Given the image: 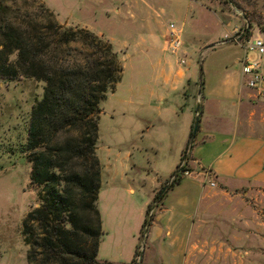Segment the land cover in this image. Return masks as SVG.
<instances>
[{
  "label": "rangeland",
  "instance_id": "rangeland-1",
  "mask_svg": "<svg viewBox=\"0 0 264 264\" xmlns=\"http://www.w3.org/2000/svg\"><path fill=\"white\" fill-rule=\"evenodd\" d=\"M33 1L46 9L61 27L85 29L108 42L122 68L119 83L99 106L95 154L100 167L96 206L101 237L97 259L119 264H162L166 255L160 248L167 244L166 238L161 235L150 241L149 232L155 227L161 230L168 220L167 225L175 224L178 235L183 236L182 252L172 261L175 264H264V194L217 199L207 209L209 203L201 202L198 206L196 191L203 184L202 170L190 163L193 175L182 180L195 186L181 190L178 184L171 186L180 158L177 162L174 152L152 154L142 149L146 141L157 146L163 144L161 129L173 131L177 126L168 130L156 123L146 133L145 123L128 113L125 105L119 106V110L115 106L127 97L128 88H137L142 83L143 77L137 78L136 71L139 64L146 62L144 56L149 55L152 41L159 40L163 52L172 57L173 65L185 68L189 78L187 102L189 107L193 104L191 112L196 106L200 108L197 95L204 101L213 94L212 97L220 96L218 100L231 123L244 121V116L235 117L237 100L219 94L228 87L240 86L242 50L233 42L218 43L231 38L235 30H245L242 39H263L264 0ZM170 24L179 33L180 46L175 53L167 48ZM14 58L13 54L9 60ZM42 88L41 82L32 79H0V264H27L22 221L38 201L37 190L29 184L30 165L24 146L29 114L40 100ZM170 101L177 102L178 95H173ZM243 127L239 129L244 130ZM200 140L201 135L196 134L191 158H200L192 155ZM126 152L131 156L126 157ZM187 160L185 168L189 171ZM117 174L125 177L119 178ZM156 179L161 183L153 196L157 197L164 187L165 190L161 194L164 197L153 202L154 197L151 201L148 197ZM126 186L133 187L134 194H128ZM236 192L243 191L231 195ZM180 196H188L196 203L181 209L175 205ZM147 200L150 209L144 236L141 224L148 206L142 204ZM161 203L168 212L160 213ZM184 214L188 217L184 218ZM133 237L134 249L130 245ZM140 251L142 256L137 263Z\"/></svg>",
  "mask_w": 264,
  "mask_h": 264
},
{
  "label": "trees",
  "instance_id": "trees-1",
  "mask_svg": "<svg viewBox=\"0 0 264 264\" xmlns=\"http://www.w3.org/2000/svg\"><path fill=\"white\" fill-rule=\"evenodd\" d=\"M121 74L108 42L85 29L61 27L33 0H0V79L43 84L24 146L38 201L22 221L27 264H112L97 259L100 167L95 150L100 103ZM191 144L188 140L180 161ZM184 171L176 167L171 186L180 183Z\"/></svg>",
  "mask_w": 264,
  "mask_h": 264
},
{
  "label": "crops",
  "instance_id": "crops-1",
  "mask_svg": "<svg viewBox=\"0 0 264 264\" xmlns=\"http://www.w3.org/2000/svg\"><path fill=\"white\" fill-rule=\"evenodd\" d=\"M149 52L148 56H144L146 62L143 61L139 64L140 68L136 71L137 78L141 79L143 77V80H140L142 83L137 88H128L127 97L115 106L119 110V106L125 105L126 110L129 111L128 113L137 117L140 122L145 123L146 133L151 132L154 129L153 125L156 123H159L161 128L162 126L167 127L168 130L173 129V126L176 125L177 127L173 131H164L160 128L162 133L160 138H162L161 143L163 144L157 146L151 141H146L142 149L152 154L174 152L178 162L188 143L195 117V111L191 112L193 104L191 103L189 107L187 102L189 96L186 88L188 87L189 78L184 67L179 64L178 66L173 65L172 57L163 52V45L159 40L152 41ZM242 56L243 52L241 58ZM176 94L178 95V101L171 102V97ZM219 94L237 100L235 117L244 116L243 119L245 120L238 119L237 122L231 123L229 114L223 110L224 108L218 100V97H220L218 95L212 97L213 94H211V98L204 101L198 95L196 97V103L200 105L196 134L201 135V140L199 147L194 149L192 155L200 158L190 157V151L194 145L193 139L187 152V163L188 166L190 163L196 164L202 170L200 175L203 177V184L199 185V192L196 191V200L199 202L198 206L201 202L209 203L205 206V209L217 199L229 198V200H232V197L236 198L247 194H253L255 197L258 193L264 194V99L255 97L251 92L244 89L241 82L240 86L238 85L235 89L228 87L221 90ZM112 113H114L113 110ZM176 119H178V124H176ZM240 126H244V130H240ZM125 155L126 157L131 156L128 155V152ZM173 167L175 168V166ZM189 171L186 177L193 175L190 166ZM117 175L122 178L124 174ZM114 176L116 177V175ZM160 183L161 181L156 179V182L151 184V194L148 200L153 199L154 190ZM210 184L213 186H210ZM193 185L195 186V183L182 180L177 186L179 189L184 190ZM126 189L128 194H134L135 192L133 187L126 186ZM235 191L243 192L241 194L236 192L231 195ZM188 198V196L178 197L175 205H178L181 209L193 207L196 201ZM148 200L143 202L142 205L147 207L150 204V202L147 203ZM160 207V213L163 211L168 212V208L163 203ZM183 217L187 218L188 214H184ZM167 221L163 222L165 225L161 230H158L160 227L150 230V241H155L161 235H164L167 244L160 245L161 253L166 255L162 264H175L172 261L174 257L179 256L182 252L183 245H181V242L183 236L178 235L175 224L173 227L168 226ZM138 230L139 226L135 228L136 232ZM172 238L174 239L170 240ZM134 243L133 237L130 243L133 249ZM132 257L133 254L130 256V261H132ZM100 261L119 264L103 259Z\"/></svg>",
  "mask_w": 264,
  "mask_h": 264
},
{
  "label": "built area",
  "instance_id": "built-area-1",
  "mask_svg": "<svg viewBox=\"0 0 264 264\" xmlns=\"http://www.w3.org/2000/svg\"><path fill=\"white\" fill-rule=\"evenodd\" d=\"M244 31H233L231 38H226L219 44L225 42H233L241 48L243 56L239 61L240 64V82L241 86L251 92L255 97L264 99V38L248 40L242 39ZM178 31L173 25H168L169 42L167 45L171 53L177 52L180 46ZM228 39V40H227ZM184 61L181 60L180 64ZM185 161H181L179 167L185 168ZM186 171L183 172V177L187 176ZM210 186H213L210 184Z\"/></svg>",
  "mask_w": 264,
  "mask_h": 264
},
{
  "label": "water",
  "instance_id": "water-1",
  "mask_svg": "<svg viewBox=\"0 0 264 264\" xmlns=\"http://www.w3.org/2000/svg\"><path fill=\"white\" fill-rule=\"evenodd\" d=\"M214 46H210L209 48H213ZM198 110H199V107L196 106V109H195V117L193 119V123H192V127H191V131H190V137H189V142L191 144V142L193 141L194 139V136L196 134V131H197V126H198ZM165 190V187L161 189V191L159 192L158 194V197L161 196V194L164 192ZM143 235L145 236L146 235V231H144ZM141 256H142V251L139 252V255H138V258H137V263L141 260Z\"/></svg>",
  "mask_w": 264,
  "mask_h": 264
}]
</instances>
